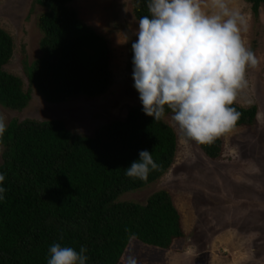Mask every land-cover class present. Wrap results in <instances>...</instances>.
Here are the masks:
<instances>
[{
	"label": "trees",
	"instance_id": "1",
	"mask_svg": "<svg viewBox=\"0 0 264 264\" xmlns=\"http://www.w3.org/2000/svg\"><path fill=\"white\" fill-rule=\"evenodd\" d=\"M73 1L34 0L45 10L39 18L42 55L27 67V78L51 104L99 97L113 82L109 44L79 19L69 7ZM244 1L259 18L264 0ZM147 3L134 0L137 20L149 15ZM14 52L13 37L0 28V107L24 111L31 93L5 70ZM233 106L241 116L232 129L255 127L257 107ZM224 134L212 144H199L209 159L222 156ZM2 148L0 187L6 192L0 200V264H47L54 243L77 251L86 247L87 264H122L133 239L170 250L185 237L167 191L153 194L146 204L120 201L161 180L176 160L175 131L164 119L146 115L142 104L91 137L73 133L60 120L13 121L0 138ZM142 150L152 152L160 166L147 181L125 175Z\"/></svg>",
	"mask_w": 264,
	"mask_h": 264
},
{
	"label": "rangeland",
	"instance_id": "2",
	"mask_svg": "<svg viewBox=\"0 0 264 264\" xmlns=\"http://www.w3.org/2000/svg\"><path fill=\"white\" fill-rule=\"evenodd\" d=\"M233 5L247 13L250 28L245 39L260 61L258 68L248 69V88L236 104L257 107V123L253 128L226 132L222 156L211 160L199 144L181 142L171 116L164 119L177 135L174 165L161 180L124 195L120 201L146 204L153 194L167 191L181 215L185 237L170 250L133 239L122 264H127L129 257H134L136 264H264V7L257 18L244 0H233ZM69 7L107 40L113 74L110 89L99 97L48 103L27 78V67L42 55L39 18L45 10L34 0H0V28L15 43L14 56L5 70L20 77L32 96L24 111L0 107L7 127L13 121L60 120L73 133L91 137L124 119L131 108L141 106L133 80L132 43L139 27L134 0H74ZM4 152L0 149V165Z\"/></svg>",
	"mask_w": 264,
	"mask_h": 264
},
{
	"label": "clouds",
	"instance_id": "3",
	"mask_svg": "<svg viewBox=\"0 0 264 264\" xmlns=\"http://www.w3.org/2000/svg\"><path fill=\"white\" fill-rule=\"evenodd\" d=\"M147 9L132 43L143 112L160 121L169 110L181 142L212 144L240 119L233 105L248 88V69L260 63L245 39L247 13L233 0H148ZM6 130L7 117L0 112V138ZM159 167L152 152L142 150L125 175L147 181ZM4 180L0 174V183ZM5 192L0 187V200ZM87 252L54 243L47 264H87ZM127 264L136 259L129 257Z\"/></svg>",
	"mask_w": 264,
	"mask_h": 264
}]
</instances>
